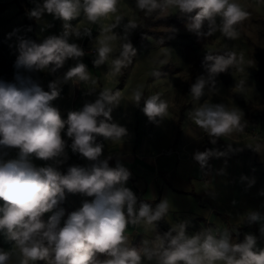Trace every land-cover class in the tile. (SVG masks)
<instances>
[{"label": "clouds", "instance_id": "clouds-1", "mask_svg": "<svg viewBox=\"0 0 264 264\" xmlns=\"http://www.w3.org/2000/svg\"><path fill=\"white\" fill-rule=\"evenodd\" d=\"M32 3L34 7L27 15L37 22L41 33L53 27L44 20L46 14L62 21V31L47 35L40 42L22 35L20 29L7 36L9 40L15 37L10 47H15L17 55L13 81L0 79V236L11 244L8 250L0 248V264H264V248L257 247V237L251 233L239 242L228 228L209 227L189 235L187 222L172 224L168 231L159 232L158 223L170 212L169 201L163 199L155 207L138 201L126 186L132 173L121 155H115V166L109 163L114 159L112 154L104 156V144L98 138L119 148L131 139L128 128L112 116L122 102L140 108L148 121L157 126L169 113L168 101L159 93L146 97L144 85L132 89L127 100L119 89L100 88L82 62L84 48L70 42L72 37H92L91 27L74 26L71 21L82 16L89 25H96L118 13L120 0ZM135 7L145 16L177 10L180 17L186 18V30L198 39L220 32L226 39L235 40L240 35L239 26L250 16L238 0H135ZM124 21L123 15H116L114 22L101 26L93 40V66L107 65L108 77L121 75L137 54L130 37L139 24L134 18ZM118 28L120 32L115 31ZM26 31H32L31 26ZM177 31L173 28L172 34ZM69 60L75 61L74 66L50 81L48 90L32 75L55 74ZM203 63L207 75L198 77L190 86V95L198 106L188 113V119L200 130L197 139L206 137L215 146L224 137L243 133L248 126L241 109L225 102L213 103L211 99L220 92L217 77L232 68L243 71L244 58L232 50L206 52ZM152 76L160 78L162 73L153 71ZM69 82L73 86L86 85L87 93L96 94V98L79 110L68 111L65 119L53 101L60 97V84ZM236 88L245 93V80ZM205 96L208 98L201 103ZM247 147L256 152L264 148L260 144ZM69 149L89 161V165H70L62 171L69 160ZM242 150L228 143L223 151L216 147L197 149L193 159L202 172H207L211 159L227 158ZM35 160L45 163L38 166ZM240 179L248 187L255 183L254 178L247 176ZM68 194L91 199H84L82 206L61 223L65 214L61 204ZM244 222L259 224L264 235V213L248 210ZM129 226H142L154 235L134 247Z\"/></svg>", "mask_w": 264, "mask_h": 264}, {"label": "rangeland", "instance_id": "rangeland-1", "mask_svg": "<svg viewBox=\"0 0 264 264\" xmlns=\"http://www.w3.org/2000/svg\"><path fill=\"white\" fill-rule=\"evenodd\" d=\"M18 1L21 4L27 2L34 7L32 0ZM238 2L246 8L250 16L239 26L240 35L235 40L226 39L220 32H216L211 37L203 38V42L195 44L192 42L196 37L195 35L189 33L185 27L175 28L181 36L173 39L169 46H159L149 37L139 43L136 47L137 54L133 58V62L124 68L122 74L117 77L106 76L107 65H102L99 68L93 66L92 61L95 54L88 53L82 58V62L88 66L91 75L98 81L100 88L108 87L113 89L121 77L124 87L121 93L125 100L129 98L132 89L139 85H144L146 97L159 93L162 99L168 101V116L159 126L150 123L140 108L130 103L122 102L121 106L115 109V114L118 118L116 122L126 126L131 133L134 152L145 149L155 153L168 146L176 147V142L183 129L186 113L198 106V103L190 95V88L186 92H183L182 88L188 80L190 87L198 77L207 75L206 67L203 63L206 52L219 54L225 50H232L237 53L238 57L243 54L244 58L243 71L232 68L217 77V87L220 92L219 95H213L211 99L213 103L225 102L241 109L248 126L243 133L224 137L218 143H221L224 147L228 143L238 145L248 139L255 141L253 135L258 138L264 137V0H238ZM118 9V13L99 21L96 25H89L82 16L77 20L71 21L74 26L81 28L91 27L92 37H85L80 40L72 37L70 42L79 43L84 50H92L93 40L99 35L101 26H107L114 22L116 15H123L125 23L127 19L132 18L138 22L139 28L130 37L132 41L134 35L141 27L142 19L140 15L145 14L136 9L135 0H120ZM176 11L175 9H168L162 14L171 15ZM44 20L52 24L53 27L41 33L40 26L35 21L34 33L39 41L47 35H58L62 31V21L54 20L51 15L47 14ZM22 23L23 15L18 13L17 5L12 0H0V55L16 51L14 46L10 47V45H14L15 37L9 40L7 36L14 29L21 30ZM115 31L120 32L121 29L118 28ZM2 40L8 41L9 44H5ZM115 47L117 49L116 54H118L119 41L115 42ZM14 58L12 57L13 67ZM74 64L75 61L69 60L64 68L58 70L55 74L38 72L32 75L37 78L41 74H46L50 78L49 80L47 79L50 82L54 78L56 80L58 77H62L63 73L58 76L57 74L74 66ZM3 68L9 67L4 64ZM153 71H160L162 76L160 78L153 77ZM241 80H245L247 86L245 93H240L236 88V85ZM66 84H69L71 88L73 87L71 82L60 85L64 86ZM86 87V85H78V110L85 102L94 101L96 98V94L89 95L87 93ZM70 96L66 87L61 88L60 97L53 102L55 106H60V99L61 102L63 101L61 104H64L71 98ZM207 98V96L203 97L201 103ZM203 139L204 142L210 143L206 137ZM68 142L69 144L71 143L70 140ZM98 142L102 143V140L98 138ZM80 160L85 161V159L80 158L77 154H72L70 151V161ZM47 215L45 214L46 219ZM61 223H63V219ZM188 234L190 235L191 233L188 232ZM233 239L237 240V237L233 235ZM133 240L136 241L134 247H140V241L136 240L135 237H133ZM0 248L5 250L11 248V244L6 242L3 236H0ZM36 264H44V262L38 261Z\"/></svg>", "mask_w": 264, "mask_h": 264}, {"label": "crops", "instance_id": "crops-1", "mask_svg": "<svg viewBox=\"0 0 264 264\" xmlns=\"http://www.w3.org/2000/svg\"><path fill=\"white\" fill-rule=\"evenodd\" d=\"M2 41L9 44L8 41ZM6 55L11 59L15 57L13 60H16V51ZM3 66L2 55H0V67L3 68ZM66 71L59 72L57 76ZM59 87L60 89L66 87L71 95L66 103L61 104L63 101L61 102L60 99V106H56L66 119L68 111L78 110V86L71 88L69 84H66ZM123 88L122 86L121 92ZM53 105L55 106L54 102ZM115 112V110L112 112V116L116 122L118 118ZM188 113L185 115L176 147L168 146L155 153L145 149L134 152L132 138L119 148L118 145L110 144L100 137L104 144L103 154L114 156V159L109 162L111 166H115V155L117 153L121 155L122 162L132 173L126 186L132 189L138 201L148 202L153 207L163 199L169 201L171 208L165 220L170 226L187 222V231L191 234L209 227L221 230L228 228L237 237L238 242L243 241L246 233H251L257 237V247L264 248V235H261L259 231L260 225H249L244 222V214L248 210L264 213V194H262L264 193V148L262 152H256L247 147L251 145L254 148L257 144L264 146V137H259L255 141L244 140L238 145H233L243 150L230 154L227 158L211 159L209 161L211 169L202 172L199 164L193 159L194 152L197 149L204 151L212 147L223 151L226 146L223 147L221 143L213 146L204 142V139H197L200 130L188 119ZM168 148L177 149L179 156L162 155L161 153ZM68 154L69 160L62 166V171H66L70 165L88 166L90 163L87 160L70 161V151ZM11 156L15 155L11 154ZM35 163L43 166L45 162L36 160ZM241 176L254 178L255 183L248 187L247 182H241ZM84 199L91 198L80 194H68L64 203L70 208L78 209L82 206ZM128 235L132 239L133 246L136 244L133 237L140 241L141 246L142 241L151 240L154 233L145 230L142 226H129Z\"/></svg>", "mask_w": 264, "mask_h": 264}, {"label": "trees", "instance_id": "trees-1", "mask_svg": "<svg viewBox=\"0 0 264 264\" xmlns=\"http://www.w3.org/2000/svg\"><path fill=\"white\" fill-rule=\"evenodd\" d=\"M13 3L17 5L18 13L23 15V23L21 26V34L25 35L27 38L36 40L40 42L39 39L35 36V20L30 19L27 15L28 11L33 8V6L29 3L21 4L18 0H12ZM142 19L141 27L134 35L132 39L133 46L136 48L139 43H141L145 38L149 37L154 40L159 46L165 47L171 44V41L177 37H180L177 32L173 35V28H183L185 27L186 18L180 17L178 11L174 14H153L152 16L140 15ZM31 26L32 31H26V29ZM171 37V38H170ZM197 44L203 42V38L198 39L195 37L192 41ZM123 86V80L120 77L118 79V83L113 88V90L121 89ZM189 80L184 84L182 91L186 92L189 90ZM61 207L64 209V217L67 219V216L77 209L68 207L64 202L61 204ZM46 219V218H45ZM170 225L166 220H162L157 225V230L161 233L168 231ZM135 246V245H134ZM100 259H104L103 256L99 257Z\"/></svg>", "mask_w": 264, "mask_h": 264}, {"label": "built area", "instance_id": "built-area-1", "mask_svg": "<svg viewBox=\"0 0 264 264\" xmlns=\"http://www.w3.org/2000/svg\"><path fill=\"white\" fill-rule=\"evenodd\" d=\"M85 52H86V54H88V53L94 54L91 49L85 50ZM2 59H3V63L9 68H1L0 67V79H4L7 81H13L14 75L16 73V69H15V67L12 66V63H13L12 59L4 53L2 54ZM37 79L40 80V82L42 83L45 90H48L47 85L49 82L48 80L50 78L46 74H41L39 77H37ZM253 139H258V137L256 135H253ZM11 154L15 155V152L13 151ZM161 154L164 156L172 157V156H179L180 153L177 149L168 148V149H165Z\"/></svg>", "mask_w": 264, "mask_h": 264}]
</instances>
